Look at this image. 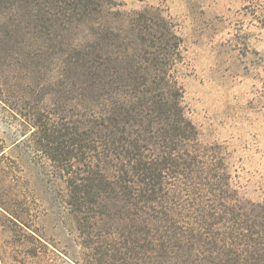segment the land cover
Instances as JSON below:
<instances>
[{"label": "trees", "instance_id": "trees-1", "mask_svg": "<svg viewBox=\"0 0 264 264\" xmlns=\"http://www.w3.org/2000/svg\"><path fill=\"white\" fill-rule=\"evenodd\" d=\"M118 6L0 0L12 11L0 115L13 128L0 137V264H79L35 224L23 156L80 264H264V200L239 196L222 145L203 144L182 105V37L157 8Z\"/></svg>", "mask_w": 264, "mask_h": 264}, {"label": "rangeland", "instance_id": "rangeland-1", "mask_svg": "<svg viewBox=\"0 0 264 264\" xmlns=\"http://www.w3.org/2000/svg\"><path fill=\"white\" fill-rule=\"evenodd\" d=\"M133 12L157 8L182 37L176 74L182 105L203 144H221L230 182L243 198L264 200V100L259 99L264 54V0H116ZM12 11L0 7L3 22ZM81 26L78 35L87 34ZM14 127V126H12ZM0 115V137L12 135ZM27 156L26 179L38 204L35 224L44 237L64 248L80 264L71 223L50 200L48 184L39 181Z\"/></svg>", "mask_w": 264, "mask_h": 264}]
</instances>
